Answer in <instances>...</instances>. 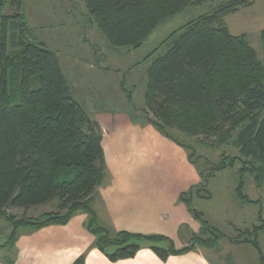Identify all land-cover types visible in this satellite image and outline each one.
<instances>
[{
    "label": "trees",
    "instance_id": "16d2710c",
    "mask_svg": "<svg viewBox=\"0 0 264 264\" xmlns=\"http://www.w3.org/2000/svg\"><path fill=\"white\" fill-rule=\"evenodd\" d=\"M210 0H84L87 13L107 41L116 47L138 48L166 19L195 4ZM255 0H220L208 13L173 30L156 48L146 71L145 107L139 109L158 132L188 150L179 134L202 137L213 148L231 146L236 155L221 160L201 181L183 192L179 200L200 223V230L180 249L165 236L127 231L110 234L99 224L92 203L96 189L107 176L99 125L72 96L57 55L30 34L20 13L22 0H0V219L11 225L4 248L11 249L20 229L36 230L66 224L85 213V228L94 236L92 246L110 261L132 258L148 247L162 261L184 254L194 245L215 246L223 235L191 206L192 195L202 196L216 171L237 164L235 194L251 202L243 191L245 175L257 186L264 180V65L245 34H231L227 16L251 6ZM9 4L13 12H2ZM264 48V29L260 32ZM129 104L131 94L128 93ZM133 110H137L133 106ZM199 191V192H198ZM195 193V195L193 194ZM56 201V202H55ZM56 203V210L33 218L6 214L8 208L28 210ZM252 232L264 234L259 213ZM241 239L264 259L257 237ZM0 245V247H1ZM74 264H84L78 257Z\"/></svg>",
    "mask_w": 264,
    "mask_h": 264
},
{
    "label": "rangeland",
    "instance_id": "374dc122",
    "mask_svg": "<svg viewBox=\"0 0 264 264\" xmlns=\"http://www.w3.org/2000/svg\"><path fill=\"white\" fill-rule=\"evenodd\" d=\"M219 1L191 5L166 19L138 48L111 45L93 23L84 0H22L20 13L30 27L32 37L55 52L73 97L89 115L103 109L114 112L128 108L134 117L144 119V113L140 111L138 115L137 111L145 107L146 71L151 61L163 50L159 48L153 51L173 30L208 13ZM2 12L13 10L6 4ZM225 23L231 34L246 35L264 65V48L260 41V32L264 29V0H255L251 6L242 7L227 16ZM128 93L137 110H133L129 104ZM179 139L190 146L196 157V167L205 168L204 173L221 160V153L237 154L231 146L213 148L202 142V137L179 134ZM238 166L216 171L208 179L205 191H201L200 195L209 194V198H198L195 193V196L192 195L191 206L209 223L211 230L223 235L212 249L202 246L200 249L211 260L220 259L229 264H262L254 246L231 241L241 239L240 233L248 229L249 235L244 236L249 239L257 237L264 259V234L259 232L255 235L252 232L253 226L261 223L258 218L260 212L264 220V180L257 186L251 176L245 175L243 191L252 201L240 200L235 194L239 181ZM55 202L48 206L54 208ZM48 206L28 210L8 208L5 212L16 218L23 215L37 218L44 214ZM10 232V223L0 219V245L6 242ZM7 250L1 245L0 258L8 256Z\"/></svg>",
    "mask_w": 264,
    "mask_h": 264
},
{
    "label": "crops",
    "instance_id": "0c3cea01",
    "mask_svg": "<svg viewBox=\"0 0 264 264\" xmlns=\"http://www.w3.org/2000/svg\"><path fill=\"white\" fill-rule=\"evenodd\" d=\"M137 112L140 115V110ZM85 113L100 127L107 168L92 203L99 224L110 234H158L170 238L177 249L188 244L199 232L200 223L179 197L201 181L199 169L188 159V150L158 132L145 117H134L131 109ZM55 210L56 203L43 213ZM85 220L86 214L78 212L63 225L20 229L0 264H74L80 256L84 264H229L211 260L200 248L214 246L199 244L165 261L142 247L134 257L112 262L92 246L94 236L85 228Z\"/></svg>",
    "mask_w": 264,
    "mask_h": 264
}]
</instances>
